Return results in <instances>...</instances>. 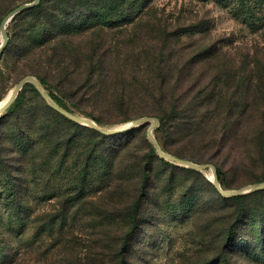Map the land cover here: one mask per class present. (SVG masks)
Returning <instances> with one entry per match:
<instances>
[{
	"label": "rangeland",
	"instance_id": "374dc122",
	"mask_svg": "<svg viewBox=\"0 0 264 264\" xmlns=\"http://www.w3.org/2000/svg\"><path fill=\"white\" fill-rule=\"evenodd\" d=\"M27 20L7 23L12 45L0 59V101L30 75L24 74L30 67L59 88L74 91L70 97L76 106L66 100L73 113L99 117L104 122L100 125L108 128L162 108L138 93L174 91L180 108L208 95V103L196 107L198 129L193 134L176 140L175 133L168 136L155 128L154 135L167 148L179 149L197 163L220 166L228 186L224 189L264 181L260 180L264 178V0H152L134 22L48 39L42 49L61 53V59L54 56L59 63L48 75L42 68L44 54L32 51L14 60ZM101 55L103 69L91 70L94 85L74 90ZM64 66L68 70L62 76ZM118 89L132 94L123 107L113 97ZM39 103L27 87L17 119L5 121L6 133L15 128L16 120L28 123ZM204 111L207 115L199 122ZM132 140L125 154L128 162L133 154L147 153V125ZM37 169L35 175L26 170V207L13 208L11 195L0 197V264H114L121 238L129 230L123 210L131 202L132 185L93 188L81 208L71 199L63 212L62 197L50 194L53 191L47 186H65L64 179L49 175L52 166ZM210 174L209 168L194 174L170 167L152 174L143 225L135 228L125 248L127 264H205L210 260L211 264H264V243H244L228 254L229 262L220 259L218 233L226 211L217 207L222 201L209 195ZM43 179L48 180L47 186ZM156 191L162 194L159 207L154 205ZM195 191L203 198L198 203L207 210L215 208L216 215L205 208H189ZM186 192L188 197L176 211ZM212 199L217 206H206ZM208 222L217 229L207 232Z\"/></svg>",
	"mask_w": 264,
	"mask_h": 264
},
{
	"label": "trees",
	"instance_id": "16d2710c",
	"mask_svg": "<svg viewBox=\"0 0 264 264\" xmlns=\"http://www.w3.org/2000/svg\"><path fill=\"white\" fill-rule=\"evenodd\" d=\"M30 2L32 0H24ZM152 0H41L38 5L25 9L16 14L11 19V24H16L18 19L29 17L24 25L23 41L14 56L15 61L25 58L30 52L44 54L41 58L42 68L46 75L50 74L52 66H56L59 61H55L54 56L60 58V51L55 49L53 53H47L42 46L50 38L64 36L67 38L100 27L114 28L125 23L134 22V20L144 11ZM24 3V2H22ZM21 4V3H19ZM19 4L9 3L7 0H0V20L1 16L9 9H14ZM3 19V18H2ZM8 42L1 56L9 51L11 47V36L9 30ZM94 55V51L91 53ZM0 56V59H1ZM96 67L103 69L104 59L102 55L93 63L85 78L78 83L74 90L87 88L94 85L92 80V71ZM67 66L60 72L65 76ZM24 74L36 76L45 86L51 97L60 105L73 112L67 105L66 100L71 104H76L71 100L70 95L74 91L68 88H59L56 84L49 81L44 75L38 73V70L28 68ZM31 88L39 99L36 106V113L31 115L28 123L16 122L12 131L6 133L5 121L8 117L17 119L20 109L23 107L26 89ZM119 90V89H118ZM138 97H150L155 104L162 106L159 111L149 110L142 114L155 115L159 121L156 132L175 133L176 140L183 139L185 136L193 134L196 129L195 122L198 114L195 113L196 107L208 103L209 98L204 95L200 100L193 99L184 107L178 105V95L174 91H165L158 89L156 91L142 92ZM119 107L126 104V99L131 98L132 94L120 89L113 93ZM182 109V110H181ZM181 110V111H180ZM142 114H138L142 115ZM98 124L104 123L99 117L89 114ZM207 112L200 115L199 122H202ZM132 117L122 120H129ZM121 120V121H122ZM2 125L3 128H2ZM148 127V124H146ZM146 125L124 131L117 134H104L92 127L80 124L71 120L47 104L40 93L32 83H26L19 91L8 109L0 116V197L11 195L13 197L12 207H26V183L27 171L35 175L38 167L52 166L50 176H58L64 179L65 186L54 185L47 186L48 180H44V185L53 192L62 197V209L65 212L67 203L73 199L79 203V208L87 201L85 196L88 191L94 188L103 189L108 187H121L123 183L132 185L129 195H132L129 205L124 207V215L129 221V230L121 238L120 248L117 252L118 259L114 264H127V254L125 253L129 237L136 227H142L140 223L144 216V209L150 187V179L155 172L159 173L162 169L177 168L190 173L199 174V170L179 166L176 163L168 161L159 156L153 144L146 140L147 153L141 156L133 154L132 161L125 160L126 149L133 141L134 134ZM162 149L165 152L175 156L199 162L190 156L179 151V149L167 148L166 142H161ZM168 138V137H167ZM31 161V165L29 164ZM40 164V165H37ZM216 167L217 176L223 188L228 187L224 172L220 166ZM72 168H77L74 172ZM27 170V171H26ZM260 180H264L261 178ZM31 181H34L31 179ZM210 197L222 201L217 206L214 200L206 206H217L225 209V215H221L224 220L218 236H220V249L218 255L220 259L229 262L228 254L232 250L241 249L242 244L259 245L264 243V188L241 195L222 196L211 181H208ZM193 190V188H191ZM146 195V197H145ZM189 193H182L176 211L182 207V202L188 197ZM193 195V203L189 206L192 210L199 211L205 207L198 203L203 199L196 191ZM161 192L156 191V207L160 206ZM216 208L217 210H219ZM206 209V208H205ZM215 208L206 209V212L216 215ZM150 210V209H149ZM62 217L65 213L61 214ZM206 224L207 232L211 228L217 229L212 224ZM218 231V230H217ZM214 240V238H213ZM213 263V262H212ZM205 264H211V260ZM236 264V261L235 263Z\"/></svg>",
	"mask_w": 264,
	"mask_h": 264
},
{
	"label": "water",
	"instance_id": "95a60500",
	"mask_svg": "<svg viewBox=\"0 0 264 264\" xmlns=\"http://www.w3.org/2000/svg\"><path fill=\"white\" fill-rule=\"evenodd\" d=\"M40 1L41 0H32L30 2L21 3L17 7H15L14 9L10 10L3 17V19L1 20V23H0V32H1L0 56H1L5 46L7 45L8 38H9L8 33H7V29H6L7 23L16 14L24 11L25 9H28L30 7L38 5ZM26 83H32L35 86V88L37 89V91L40 93V95L43 97V99L47 102V104L50 105L51 107H53L58 112H60L61 114H63L64 116H66L67 118L74 120L80 124L92 127V128H94V129H96V130H98L104 134H108V135L117 134V133L128 131V130L134 129L136 127L148 124L147 138L153 144V146L156 148L157 153L159 154L160 157H162L168 161L174 162L176 164L186 166L189 168H193L196 170H200V171H204L205 169H208V168L211 169L213 178L210 177V179L213 182L215 188L218 190V192L224 196L241 195V194L250 193L252 191H256V190L264 188V181H263V182L247 185V186L241 187L239 189H224L221 186V183H220L218 176H217L216 167L213 164L196 163L194 161L184 159V158L175 156L171 153L165 152L162 149L159 141L156 139V137L153 133L154 129L159 126V119L157 117L146 115V116H141V117H138V118H135V119L129 121V123L125 126L110 127V128L102 126V125L98 124L96 121H94L92 118L77 115V114L69 111L68 109H66L65 107L60 105L59 103H57L51 97V95L48 93V91L43 86L41 81L34 75H27V76L23 77L22 79H20L16 83V85L13 87L12 94L10 95V97L0 107V116L4 113L5 109L13 102V100L15 99V97L17 96L19 91L22 89V87Z\"/></svg>",
	"mask_w": 264,
	"mask_h": 264
},
{
	"label": "bare ground",
	"instance_id": "6f19581e",
	"mask_svg": "<svg viewBox=\"0 0 264 264\" xmlns=\"http://www.w3.org/2000/svg\"><path fill=\"white\" fill-rule=\"evenodd\" d=\"M12 90L13 88L7 93V95L0 101V107L5 103V101L10 97V95L12 94ZM129 122L123 123L122 125H118V126H125L127 125ZM118 126H114V127H118ZM210 177L213 178V175L210 174Z\"/></svg>",
	"mask_w": 264,
	"mask_h": 264
}]
</instances>
